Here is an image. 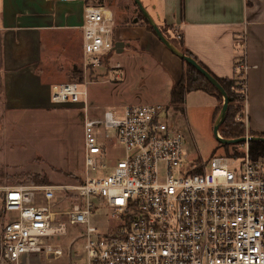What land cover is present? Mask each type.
I'll return each instance as SVG.
<instances>
[{"label": "built area", "instance_id": "2783aa9c", "mask_svg": "<svg viewBox=\"0 0 264 264\" xmlns=\"http://www.w3.org/2000/svg\"><path fill=\"white\" fill-rule=\"evenodd\" d=\"M112 23L110 10L84 6V71L120 69L110 63L116 54ZM239 49L238 69L245 71L243 41ZM86 100L79 83L51 89L52 104L87 108ZM111 141L123 156L106 166ZM83 151L86 173L98 176L71 187L77 203L69 210H53V187H0V264L62 259L60 240L73 226L82 227L73 239L82 247L80 264H264V161L249 157L248 142L236 154L188 163L182 135L168 124L164 108L140 105L85 115ZM97 202L118 217L113 230L90 224Z\"/></svg>", "mask_w": 264, "mask_h": 264}, {"label": "crops", "instance_id": "0c3cea01", "mask_svg": "<svg viewBox=\"0 0 264 264\" xmlns=\"http://www.w3.org/2000/svg\"><path fill=\"white\" fill-rule=\"evenodd\" d=\"M139 1L156 24L176 28L181 35L182 48L218 79L232 80L237 75L235 64L243 55L239 49V42L243 41L249 128L264 135V0ZM85 5L93 4L85 0H0V107L6 118H13V112L47 113L52 109L51 89L70 82L80 65ZM104 8L112 13L115 44L119 41L137 43L141 53L150 51L153 55L156 50L164 57L159 61L147 54L146 63L135 60L144 63L139 69L150 71L156 92H161L165 103L172 88L179 83L183 61L163 45L159 48L157 38L144 28L136 24L123 25L120 20L119 25L116 24L114 11ZM116 55L118 53L113 59ZM86 91L87 108L82 102L65 108L74 113L76 124L79 122L82 145L84 117H90L92 109V95L88 89ZM190 97L199 101L206 99L215 114V98L201 91L184 96L182 114H186ZM135 99L131 103L146 102ZM210 101L213 102L210 104ZM123 104L114 103L109 110L120 111L128 106ZM104 111L107 110L102 113Z\"/></svg>", "mask_w": 264, "mask_h": 264}, {"label": "rangeland", "instance_id": "374dc122", "mask_svg": "<svg viewBox=\"0 0 264 264\" xmlns=\"http://www.w3.org/2000/svg\"><path fill=\"white\" fill-rule=\"evenodd\" d=\"M89 3L111 8L114 11V20H118L116 24L120 21L123 25L136 24L156 39L155 35L141 22V15L133 0H90ZM133 20L136 23H133ZM156 25L161 34L163 33V37L173 46L178 47L174 28L168 29L161 24ZM117 43L123 45L118 55L110 63H118L119 70L101 66L84 71L81 58L80 65L72 74L73 78L67 82L82 84L86 90H89L92 95L90 117H99L103 110H109V107L119 101L128 106L157 105L159 103L166 111L168 124L182 135L183 155L186 162H207L213 156H224L225 153L229 152L230 154L232 150H240L241 144H231L227 145L228 152H225L224 147L215 140L213 124L216 117L214 118V110L205 101L206 99L199 101L198 98L196 100L190 97L186 114L174 112L169 98L163 103L164 97L161 92H156L157 86L150 71L139 69L149 59L147 54L163 61L164 57L160 51L153 50V55L149 54L150 51H145V54L141 53L137 43L124 41ZM159 48L162 49L160 42ZM127 58L133 60L138 58L144 63H138L137 60H126ZM154 61L156 60L154 59ZM235 65L239 68L238 62ZM244 73L245 71L238 69L237 75L231 80L234 82L237 92L235 101L232 103L231 114L236 121L242 123L244 137H250L249 134L256 133L249 128ZM184 75H186V68L181 62L179 82ZM135 97L146 102L131 103L132 100H136ZM212 102L210 101V104ZM69 105L51 103L52 109H49L47 113L13 112V118L10 119L6 118V113L2 111V106L0 107V187L14 185L53 187L55 193L53 210L58 212L69 210L77 203L76 192L71 187L80 185L86 176H98V172L87 171L86 173L83 164L84 151L78 127L79 122L76 124L74 113L66 110ZM221 105L218 104L217 114ZM112 142L108 144L106 158L102 160V164L106 166H112L123 156L121 147L116 142L111 145ZM95 204L96 208L90 216V224L100 232L113 230L116 223H119L118 217L113 214L112 209L104 207L98 202ZM80 229H82L80 226L69 227L67 235L60 240L64 249L62 259L52 262L40 261L39 264H80L78 256H82L83 260L82 247H80L78 239L73 242L76 236L75 232ZM30 258L36 259V256L31 255Z\"/></svg>", "mask_w": 264, "mask_h": 264}, {"label": "trees", "instance_id": "16d2710c", "mask_svg": "<svg viewBox=\"0 0 264 264\" xmlns=\"http://www.w3.org/2000/svg\"><path fill=\"white\" fill-rule=\"evenodd\" d=\"M86 3H89L90 0H85ZM100 1V0H98ZM100 6V5H97ZM140 13V12H139ZM141 15V14H140ZM141 22H143L149 31L153 33L152 28L148 25V23L144 20V18L141 16ZM154 34V33H153ZM163 35V33H162ZM175 46V45H174ZM177 47V46H175ZM178 50L181 51L184 55L191 56L186 50H184L181 46V40H178ZM196 60L195 58H193ZM184 63V62H183ZM185 68H186V75L182 76L181 81L170 91L169 94V99L170 103L173 106L172 110L176 113L182 114L183 112V102H184V96L187 93L194 92V91H201L204 92L205 94L215 98L217 102L214 118L217 117V110H218V104H222V97L219 94V92L209 83L207 82L195 69H193L191 66L188 64L184 63ZM200 65V64H199ZM203 69H205L208 73L209 71L202 65H200ZM210 74V73H209ZM214 79L217 80V82L220 84L222 89L224 90L227 99H228V105H227V110L225 114V118L223 123L218 129L219 136L222 139H238L241 137H244V129L242 126L241 122H238L235 120V117L233 114H231L233 110L232 103L235 101V96H236V89L234 82L231 80H223V79H218L214 77L212 74H210ZM220 110V109H219ZM250 137H257V138H264V135L261 134H249ZM225 149V152H228V146L227 145H222ZM236 150H232L230 152L233 153ZM226 155H229L228 153H225ZM248 154L249 157L253 160L256 159H262L264 161V142L260 140L256 141H249L248 142Z\"/></svg>", "mask_w": 264, "mask_h": 264}, {"label": "water", "instance_id": "95a60500", "mask_svg": "<svg viewBox=\"0 0 264 264\" xmlns=\"http://www.w3.org/2000/svg\"><path fill=\"white\" fill-rule=\"evenodd\" d=\"M133 3L137 7L138 11L140 12L141 16L144 18V20L148 23V25L152 28L153 33L157 40L174 56L179 58L181 61L184 63L188 64L191 66L193 69H195L207 82H209L221 95L222 97V105L219 110V113L217 117L215 118L214 124H213V136L215 140L221 144V145H231V144H244L245 142L249 141H256L260 140L264 142V138H257V137H241L238 139H222L219 136L218 129L221 126V124L224 121L226 110H227V105H228V99L227 96L220 86V84L217 82L216 79H214L205 69H203L193 58L184 55L181 51H179L177 48H175L169 41H167L163 35L161 34L160 30L158 29L156 23L154 20L151 18V16L148 14V12L144 9L142 6L141 2L139 0H133ZM122 43H116L115 44V49L116 53H119L120 50L119 48L122 47ZM118 48V49H117Z\"/></svg>", "mask_w": 264, "mask_h": 264}]
</instances>
